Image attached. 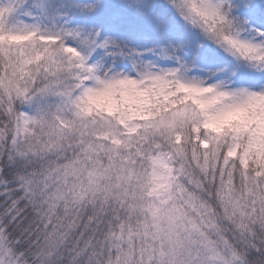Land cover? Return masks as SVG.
Wrapping results in <instances>:
<instances>
[{"label":"snow or ice","instance_id":"1","mask_svg":"<svg viewBox=\"0 0 264 264\" xmlns=\"http://www.w3.org/2000/svg\"><path fill=\"white\" fill-rule=\"evenodd\" d=\"M0 264H264V0H0Z\"/></svg>","mask_w":264,"mask_h":264}]
</instances>
